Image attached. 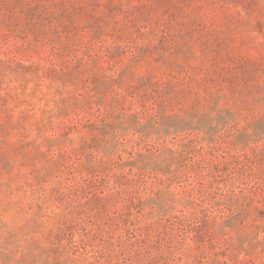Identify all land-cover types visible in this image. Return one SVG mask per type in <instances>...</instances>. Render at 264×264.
I'll return each mask as SVG.
<instances>
[{"label":"rangeland","instance_id":"rangeland-1","mask_svg":"<svg viewBox=\"0 0 264 264\" xmlns=\"http://www.w3.org/2000/svg\"><path fill=\"white\" fill-rule=\"evenodd\" d=\"M0 264H264V0H0Z\"/></svg>","mask_w":264,"mask_h":264}]
</instances>
